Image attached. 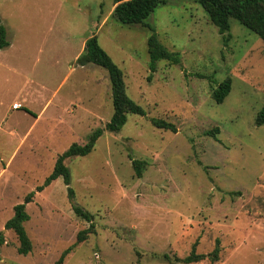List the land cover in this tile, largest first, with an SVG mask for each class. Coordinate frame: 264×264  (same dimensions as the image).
Returning a JSON list of instances; mask_svg holds the SVG:
<instances>
[{
	"label": "rangeland",
	"instance_id": "rangeland-1",
	"mask_svg": "<svg viewBox=\"0 0 264 264\" xmlns=\"http://www.w3.org/2000/svg\"><path fill=\"white\" fill-rule=\"evenodd\" d=\"M114 1L0 0L9 43L0 49V264H56L67 249L61 264H185L192 249L208 255L216 245L218 261L192 264H264V125H255L264 43L234 20L225 40L196 0H169L147 24L179 64L159 61L151 73V32L116 22ZM93 35L146 116H129L89 155L64 161L70 200L61 179L37 193L58 156L112 116L107 72L76 64ZM226 79L230 92L216 104ZM14 101L34 117L12 111ZM133 160L143 162L141 178ZM31 192L24 228L32 249L21 256L4 225Z\"/></svg>",
	"mask_w": 264,
	"mask_h": 264
},
{
	"label": "trees",
	"instance_id": "trees-1",
	"mask_svg": "<svg viewBox=\"0 0 264 264\" xmlns=\"http://www.w3.org/2000/svg\"><path fill=\"white\" fill-rule=\"evenodd\" d=\"M169 0H115L113 18L116 22L125 26H142L151 32L147 40V51L149 55V70L154 73L156 63L159 61H169L179 64L177 53L169 52L157 39L155 31L147 24V20L153 12L160 6L165 5ZM203 8L209 21L213 24L219 34L225 40L230 38V21L234 20L249 32L256 35L264 43V0H196ZM9 46L6 40V30L0 23V49ZM76 64L79 67H85L89 64L104 69L109 77L110 97L112 104V116L103 129L94 130L88 137L84 145L72 144L63 154L58 156L55 161L52 172L44 180L43 184L36 188V192H42L52 182L61 179L67 188V196L70 200L73 196V190L70 188V173L64 165L66 159L83 158L89 155L97 140L102 137L104 132L110 134L119 133L126 125L129 116L145 117L146 113L142 107L132 101L126 94L124 83V75L121 69L112 61L110 56L100 47L97 36L89 37L85 42L82 54L77 58ZM230 79H226L220 83L214 90L212 97L216 104H221L230 92ZM151 124L158 130L169 131L175 133V127L163 120L151 119ZM255 125L260 127L264 125V105L257 113ZM218 129H214L208 134L215 135ZM143 162L133 160L132 167L136 178H141ZM35 192L29 193L23 204H19L13 209V217L8 220L4 228L11 231L17 238L18 248L17 254L27 256L32 249L31 242L26 234L24 224L29 221L25 208L34 196ZM74 214L86 222H92V215L84 211L82 208L72 205ZM93 225L89 229L80 232L77 236V242H82L86 234L92 232ZM4 236L0 233V248L4 245ZM70 249L62 253L56 264H61L64 257L69 254ZM219 248L218 245L208 255H198L194 249L190 254L182 259L185 264L199 263L205 259L210 262L218 261ZM164 258L167 259L166 256Z\"/></svg>",
	"mask_w": 264,
	"mask_h": 264
},
{
	"label": "crops",
	"instance_id": "crops-1",
	"mask_svg": "<svg viewBox=\"0 0 264 264\" xmlns=\"http://www.w3.org/2000/svg\"><path fill=\"white\" fill-rule=\"evenodd\" d=\"M86 40H87V39H86ZM85 42H86V41H85ZM84 47H85V43H84ZM84 47H83V50H84ZM83 50L80 52V54H78L79 56L82 54ZM78 55L76 56V58L78 57ZM89 65H90V64H89ZM85 67H86V66H85ZM85 67H81V68H85ZM14 104H19V103H17V102L14 101V102L12 103V106H13ZM19 105L21 106L20 109H18V110H13L12 107H11L12 111L17 112V111L21 110L20 113H26V114L31 115V116L34 117V115H32L29 111H27L26 109H23L22 104H19ZM1 124H2V123H1ZM0 136L3 138V131H2L1 129H0Z\"/></svg>",
	"mask_w": 264,
	"mask_h": 264
},
{
	"label": "built area",
	"instance_id": "built-area-1",
	"mask_svg": "<svg viewBox=\"0 0 264 264\" xmlns=\"http://www.w3.org/2000/svg\"><path fill=\"white\" fill-rule=\"evenodd\" d=\"M21 108V106L19 105V104H14L13 106H12V109L13 110H18V109H20Z\"/></svg>",
	"mask_w": 264,
	"mask_h": 264
}]
</instances>
